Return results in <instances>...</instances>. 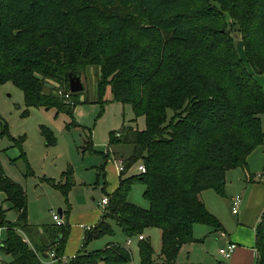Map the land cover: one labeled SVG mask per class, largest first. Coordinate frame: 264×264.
Here are the masks:
<instances>
[{"label": "trees", "instance_id": "16d2710c", "mask_svg": "<svg viewBox=\"0 0 264 264\" xmlns=\"http://www.w3.org/2000/svg\"><path fill=\"white\" fill-rule=\"evenodd\" d=\"M232 31L240 34L252 71L238 56ZM90 66L96 102L104 103L109 86L112 100L131 105L133 123L144 117V128L122 124L109 132V147L130 150L116 151L124 165L117 186L67 260V220L43 225L33 243L27 234L38 235V228L28 222L26 192L0 165V192L16 213L11 222L0 209V254L9 257L1 264H41V254L51 251L59 264H129L131 253L119 243L85 250L112 232L109 219L126 237H137L140 264H189L177 255L182 245L202 241L193 236L194 224L223 230L201 192L223 196L226 172L247 169L248 155L264 143V90L254 76L264 74V0H0V85L17 86L26 107L72 117L80 92L67 99L56 90L69 91V74L81 76ZM42 133L52 137L48 128ZM83 149L93 151L91 138ZM137 161L145 171L124 177ZM137 181L147 208L127 200ZM51 183L67 202L71 168ZM61 214L68 218V210ZM150 227L161 232L157 256L143 234ZM254 239L255 264H264V210Z\"/></svg>", "mask_w": 264, "mask_h": 264}, {"label": "rangeland", "instance_id": "374dc122", "mask_svg": "<svg viewBox=\"0 0 264 264\" xmlns=\"http://www.w3.org/2000/svg\"><path fill=\"white\" fill-rule=\"evenodd\" d=\"M232 33L238 56L252 71L244 55L240 34L236 31ZM254 76L264 90V74H254ZM96 79L94 67L86 68L85 73L81 75L84 88L75 100L72 117L65 112L56 113L55 108L26 107L23 93L17 86L11 82L0 85V165L5 174L25 190L28 222L31 225L40 228L43 225L53 224L52 213H58V209L64 212L68 210V218L66 219V215L62 216L65 223L67 220L69 224L67 243L71 244L68 245V249L73 250L74 253L81 249L83 244L81 235L84 228L92 226L100 218L104 208L101 199L115 189L119 175L114 160L118 157L116 151L121 150L126 155L130 150V147L121 148L116 145L107 147L109 132L119 131L122 124L144 128V117H138L133 123L131 119L134 118V114L131 105L112 100L109 86L104 92V103L101 105L96 102ZM260 117L264 139V113ZM43 128L51 131V138L42 133ZM87 138L92 140L93 151L83 149ZM257 147L260 149L257 153H260L264 149V143ZM103 151L108 152L109 155L106 161L101 153ZM139 164L140 161L135 162L125 172L124 177L139 174ZM68 167L72 170L73 185L68 191L66 202L61 191L51 182L61 181L62 173ZM232 171L234 172L225 174L224 195L214 194L221 217L218 219L213 215L230 235L241 226L238 234L243 242L240 243H244L248 251L241 257L239 264H255L254 231L261 214L254 219L253 226L248 224L252 222L256 205L264 200V159H259L256 167L250 166L247 170L236 168ZM245 173L247 177H244ZM248 173L252 175L253 181H250ZM143 190L144 185L139 181L135 182L128 192L127 200L139 207L147 208L149 204L143 196ZM236 195L242 197L239 213L245 202H250L248 215L244 221L239 219L240 215L231 213L230 199ZM0 209L4 211L5 219L11 222L16 220V213L10 208V203L5 200L2 192H0ZM108 223L112 232L91 240L85 250L92 251L101 249L108 243H119L131 253L130 264H140L137 237H126L113 220L109 219ZM193 227V235L202 241L182 245L177 255V262L231 264L218 252L225 246L224 239H218L220 234H215L209 226L201 223H196ZM37 232L38 235L27 234V236L33 243L39 244L41 231ZM143 234L150 239L154 255L157 256L160 253V229L150 227L145 229ZM3 235L4 228L0 227L1 239ZM128 238L131 241L129 244H127ZM65 254V260L72 256L70 252ZM0 259L8 260L9 257L0 254ZM41 264L59 263L49 256L42 258Z\"/></svg>", "mask_w": 264, "mask_h": 264}, {"label": "crops", "instance_id": "0c3cea01", "mask_svg": "<svg viewBox=\"0 0 264 264\" xmlns=\"http://www.w3.org/2000/svg\"><path fill=\"white\" fill-rule=\"evenodd\" d=\"M257 80V79H256ZM259 82V81H258ZM260 83V82H259ZM107 147H109L108 145H107ZM258 150H260V149H258V147H256L249 155H248V157H247V169H248V167H250V166H253V167H256V164H257V161L260 159H264V149H262V151L260 152V153H257V152H259ZM103 152H106V151H103ZM108 153V152H107ZM109 156V155H108ZM120 157V156H119ZM104 158V157H103ZM108 159V157L106 158V160ZM105 160V161H106ZM237 168H239V167H237ZM247 169H243V170H247ZM232 170H236V168H234V169H230V170H228L227 172H234V171H232ZM116 171H117V169H116ZM226 172V173H227ZM233 174H236V173H233ZM248 175H249V178L251 179L250 181H253L252 180V175L250 174V173H248ZM244 177H247V173H245V175H244ZM118 178H119V175H118ZM249 182V181H248ZM117 183H118V180H117ZM116 186H117V184H116ZM116 186H115V188H116ZM211 189H206V190H204V191H202L201 192V198H202V200H203V202H204V204H205V206H206V208L212 213V214H214L218 219L221 217V214H220V212H219V210H218V206H217V201H216V197H215V195H218V194H216V192H214L213 190L212 191H210ZM111 192H113V191H111ZM110 192V193H111ZM215 194V195H214ZM241 197V196H240ZM230 202H231V213H232V197H231V199H230ZM249 201H246L245 202V204H244V207H243V209H242V211H240V213H239V209H238V211H237V213H232L233 215H236V216H238V215H240L239 216V219H241V220H245V217L248 215V208H249ZM240 204H242V197H241V201H240ZM239 204V205H240ZM238 208H239V206H238ZM263 210H264V200L262 201V202H260L259 204H257L256 205V209H255V213L253 214V217H252V219H251V221L252 222H250L248 225H250V226H253V223H254V219H257L258 218V216L263 212ZM58 214L61 216V218H62V220L64 221V218H63V216H62V214H60L59 212H58ZM99 220V219H98ZM53 223H54V221H53ZM258 223V222H257ZM95 224V223H94ZM93 224V225H94ZM239 224H241V223H239ZM255 224V223H254ZM92 225V226H93ZM195 225V224H194ZM242 226H243V224H241ZM257 225V224H256ZM91 227V226H90ZM85 228H89V227H85ZM84 228V229H85ZM194 228V227H193ZM240 228H241V226H238V228H236V230H235V232L234 233H232V235H230V234H228V233H226V230H225V228L223 227V230L222 231H217V232H215V234H220V237L218 238V239H220V238H223L224 239V242H225V245L227 244V241H232V242H234V243H236V248L234 249V251L232 252V254H231V256L229 257V258H227V260L231 263V264H239L240 263V259H241V257H243V255L248 251V248H247V246L244 244V243H240V241H242L241 240V238H240V235L238 234V232L240 231ZM255 228H256V226H255ZM38 231L40 232L41 231V226H40V228H38ZM84 232V231H83ZM255 232V231H254ZM254 235H255V233H254ZM69 236V235H68ZM194 236V235H193ZM217 236V235H216ZM195 237V236H194ZM230 237H233L232 239H230ZM81 238L83 239V234L81 235ZM196 238V237H195ZM70 239H71V237H70ZM69 241V238L67 237V240H66V244H65V247H64V252L65 253H71V255L72 256H74L76 253H74V252H72L73 250H70L69 251V249H68V245L69 244H71V243H67ZM243 242V241H242ZM131 243V242H130ZM244 247V248H243ZM75 249V248H74ZM63 254V259L65 258V256H66V254ZM255 253H256V251H255ZM47 256L46 257H49V255L48 254H46ZM71 256V257H72ZM45 256H43L42 258H44ZM42 258H41V262H42ZM130 264V263H129Z\"/></svg>", "mask_w": 264, "mask_h": 264}, {"label": "built area", "instance_id": "2783aa9c", "mask_svg": "<svg viewBox=\"0 0 264 264\" xmlns=\"http://www.w3.org/2000/svg\"><path fill=\"white\" fill-rule=\"evenodd\" d=\"M56 92L59 94V95H63L64 98H67L69 97V91H65L63 88L61 87H58ZM117 163V166H116V169H117V172L120 173L122 172L123 168H124V165H123V160L120 158V157H117L116 159H114ZM138 171L139 172H144L145 171V168L142 164H139L138 165ZM240 201H241V197L240 195H236V196H233L232 197V213H237L238 211V206L240 204ZM108 203V197L107 196H104L102 199H101V204L104 205H107ZM52 220L54 221V223L56 225H62L64 223V221L62 220L61 216L58 214V213H52ZM139 238H142V236L139 235ZM0 241H1V238H0ZM131 241H130V238H128L127 240V244H129ZM236 243L232 242V241H227V244L223 247H221L218 252L219 254L227 259L231 256L232 252L234 251V249L236 248ZM48 255L53 258L54 257V253L53 251L49 252ZM0 264H1V259H0Z\"/></svg>", "mask_w": 264, "mask_h": 264}, {"label": "water", "instance_id": "95a60500", "mask_svg": "<svg viewBox=\"0 0 264 264\" xmlns=\"http://www.w3.org/2000/svg\"><path fill=\"white\" fill-rule=\"evenodd\" d=\"M84 86L81 81V76L77 73H70L68 79V90L70 93H77L83 90ZM61 214V209L57 210ZM43 256H47L46 254H41Z\"/></svg>", "mask_w": 264, "mask_h": 264}]
</instances>
